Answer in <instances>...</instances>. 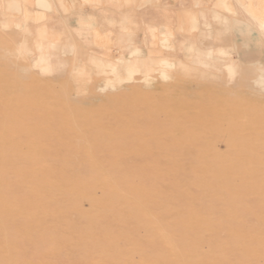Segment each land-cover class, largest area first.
<instances>
[{
	"label": "rangeland",
	"instance_id": "1",
	"mask_svg": "<svg viewBox=\"0 0 264 264\" xmlns=\"http://www.w3.org/2000/svg\"><path fill=\"white\" fill-rule=\"evenodd\" d=\"M0 0V264H264V6Z\"/></svg>",
	"mask_w": 264,
	"mask_h": 264
},
{
	"label": "crops",
	"instance_id": "2",
	"mask_svg": "<svg viewBox=\"0 0 264 264\" xmlns=\"http://www.w3.org/2000/svg\"><path fill=\"white\" fill-rule=\"evenodd\" d=\"M240 1H246L245 3H247L249 0H240ZM253 1L252 2V6H260L261 4H256V0H250ZM263 2V6H264V0H261ZM130 2H133L132 0H130Z\"/></svg>",
	"mask_w": 264,
	"mask_h": 264
}]
</instances>
